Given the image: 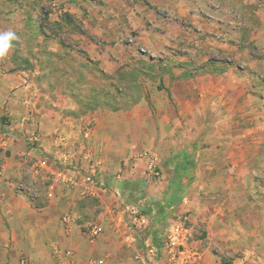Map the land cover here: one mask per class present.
I'll use <instances>...</instances> for the list:
<instances>
[{"label": "rangeland", "instance_id": "obj_1", "mask_svg": "<svg viewBox=\"0 0 264 264\" xmlns=\"http://www.w3.org/2000/svg\"><path fill=\"white\" fill-rule=\"evenodd\" d=\"M261 19L264 22V14L256 15L245 0H0V31L13 30L20 38L8 55L0 58V86L11 85L16 91L19 88L13 76L24 79L36 102L30 114L40 108L55 110L59 107L54 105L69 98L77 106L74 116L96 118L98 113L103 117L113 113L125 118L137 114L133 107L141 99L168 100L174 106V123L183 125L190 118L204 127V148L219 143L229 149L228 136L244 138L247 149L256 152L251 158L250 194L258 206L242 202L247 182L237 187L241 219L231 223V239L227 240L231 243H218L216 248L221 264H250L251 257L260 264L264 262V225L262 229L260 223L264 210ZM13 90L10 95L18 98ZM175 100L178 103H173ZM142 111L155 117L159 112L152 105ZM0 119L6 128L8 118L0 113ZM92 126L87 125L86 131ZM24 142L27 153L37 152L36 136ZM131 143L138 152L142 150L141 142ZM15 145L19 149V143ZM87 154L89 166L95 165L96 170L94 151ZM149 154L144 155L147 162ZM31 158L26 162L29 172L20 179L29 191L40 185L38 177L29 176L43 165V160L40 164ZM229 162L225 166L235 164ZM90 172L93 179L96 172ZM146 175L152 178L147 171ZM137 198L132 193L113 210H122L125 205L141 210ZM93 201L84 205L83 218L85 223L98 226L96 217L104 212L107 200L103 204ZM243 225L254 230L245 232ZM135 231L137 244L143 249L146 230ZM200 236L192 238L196 242Z\"/></svg>", "mask_w": 264, "mask_h": 264}, {"label": "crops", "instance_id": "obj_2", "mask_svg": "<svg viewBox=\"0 0 264 264\" xmlns=\"http://www.w3.org/2000/svg\"><path fill=\"white\" fill-rule=\"evenodd\" d=\"M247 2L256 15L263 16L264 0ZM13 78L18 90L0 86V113L9 122L6 128L0 125V264H20L21 260L26 264H144L136 259L142 251L138 234L126 227L123 209L113 210L132 193L151 220L145 237L172 230L181 216L188 215L191 235L197 239V234L201 235L195 244L203 253L202 264H221L216 247L231 243L227 242L231 223L242 215L235 189L247 182L242 202L258 206L250 194L251 158L256 152L247 149L244 138L228 136L229 149L219 143L204 148V127L190 118L183 125L174 123L172 103L157 98L154 102L141 99L133 107L137 114L125 118L113 113L104 117L98 113L96 118L74 116L77 106L69 98L59 100L55 110L39 107L36 114H30L36 102L28 85L22 78ZM10 90L20 96L14 98ZM151 105L159 111L156 117L142 111ZM89 124L93 126L86 131ZM33 136L38 140L37 152L27 153L24 141ZM133 141L141 142L140 152ZM14 142L19 143V149ZM89 150L94 151L96 161L93 179L88 175ZM148 152L158 158L163 171L160 179L146 175L144 155ZM16 156L20 159L15 162ZM31 157L37 163L43 160V165L29 176L38 177L40 184L29 191L20 179L29 172L26 162ZM228 161L235 164L225 166ZM90 200L94 204L107 200L104 212L96 217L101 233L92 241L86 231L90 223L83 218ZM67 214L68 232L62 222ZM260 220L258 217L256 229ZM243 226L245 232L254 230ZM249 262L257 264L252 257Z\"/></svg>", "mask_w": 264, "mask_h": 264}, {"label": "built area", "instance_id": "obj_3", "mask_svg": "<svg viewBox=\"0 0 264 264\" xmlns=\"http://www.w3.org/2000/svg\"><path fill=\"white\" fill-rule=\"evenodd\" d=\"M158 158L149 154L146 171L148 176L157 179L161 171L158 166ZM91 172L95 171V166H91ZM36 172V170H35ZM34 172V173H35ZM126 227L132 229L149 230L151 225L150 218L141 212L135 205H125L123 208ZM62 222L66 227L70 222V216L65 215ZM169 230V229H168ZM163 231L157 242L152 235L144 237L142 240L143 249L141 255L136 259L144 264H201L203 253L200 248L195 246V241L191 235L189 218L186 215L181 216L172 230ZM87 234L90 241L95 240L101 233V228L97 225H88ZM66 232L68 229L66 227ZM67 257H71L69 253ZM20 264H26L24 260Z\"/></svg>", "mask_w": 264, "mask_h": 264}, {"label": "clouds", "instance_id": "obj_4", "mask_svg": "<svg viewBox=\"0 0 264 264\" xmlns=\"http://www.w3.org/2000/svg\"><path fill=\"white\" fill-rule=\"evenodd\" d=\"M19 39L17 33L13 30L0 31V58L7 56Z\"/></svg>", "mask_w": 264, "mask_h": 264}, {"label": "trees", "instance_id": "obj_5", "mask_svg": "<svg viewBox=\"0 0 264 264\" xmlns=\"http://www.w3.org/2000/svg\"><path fill=\"white\" fill-rule=\"evenodd\" d=\"M0 120H1V119H0ZM141 212H143V211H141ZM143 213L146 214V210H145ZM158 239H159V234L157 235V232H154V233H153V240H154L155 242H157Z\"/></svg>", "mask_w": 264, "mask_h": 264}]
</instances>
